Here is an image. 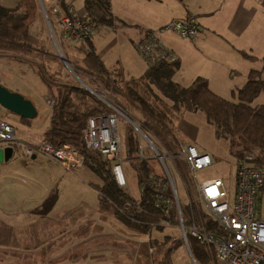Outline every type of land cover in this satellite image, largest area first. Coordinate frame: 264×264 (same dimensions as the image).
<instances>
[{"label":"rangeland","instance_id":"1","mask_svg":"<svg viewBox=\"0 0 264 264\" xmlns=\"http://www.w3.org/2000/svg\"><path fill=\"white\" fill-rule=\"evenodd\" d=\"M42 1L46 7L49 8L51 6V4H48L51 0H32L33 3L29 5L28 9L22 7L20 13L23 14L25 10L33 12L35 9L37 13L39 12L38 16H42L46 23V17L41 5ZM84 1L74 0L72 4L76 9H80ZM119 3L116 0V5ZM262 6L264 7L263 4ZM122 11L138 18L149 15L142 11L139 13L138 10L130 11L128 7ZM132 23L133 21H130L129 25ZM116 25L118 28L125 27L123 22L120 21H117ZM258 25V28L256 26L253 27L248 34V39H253L254 44H250L248 39L243 40V42L247 43V53L251 56H256V59L245 60L238 57V55L232 54L231 56L225 55V60L221 53L216 54L215 59L218 62L235 67L232 75L231 72H211V69H209V72L205 70L204 66L191 63V60L188 65L182 66L178 76L175 77L176 81L174 78L173 81L175 83L178 82L182 88H187L190 86L189 83H192L198 77L205 78V76H208L212 80L211 90L220 97L231 100L232 93L245 86L248 82L251 71L260 72L264 79V14L263 21H259ZM33 26L36 27V25ZM128 28L132 27L128 26ZM39 30L42 31L41 28L35 29V35H40ZM170 33L172 32L165 35L166 40L169 39V41L176 43L183 39L181 37L180 39L177 34ZM38 39L49 49L51 56L40 54V51L0 54V81L12 88H18L22 92H25L27 88H33L39 92L40 97V91L44 87L39 81L40 78L38 79L34 73L38 72L52 86L51 90L55 96L64 86H79L90 92L94 96V101L99 100L102 102L99 96L109 102L110 99L114 100L113 103L128 111L135 122H144V124L146 121L149 122L152 125L154 136H165L163 133L162 135L157 133L160 130V125L151 122L145 112H143L144 110L140 104L134 99L124 98L116 92L106 95V92L110 91V89H107V87L105 89V86L102 87V85L98 87V84L93 85L89 81L90 76L85 70L87 65L84 62L85 49L82 48V43L63 41L61 43L57 37L56 39L52 37L49 29L46 37H38ZM92 39L97 52V48L103 51L105 48L110 47L112 41L117 40L118 36L115 31L102 28L95 33ZM209 39L219 40L220 38L209 37ZM221 39L232 41L227 33L226 37ZM136 43V40H131L123 48L118 46L107 65L105 64V68L120 81L118 84H122L124 81L140 80L148 70L145 60L137 51ZM224 44L225 42L222 45ZM37 50H39L38 46ZM4 56H10V58H4ZM84 84L93 91H97L98 96L92 90H88ZM150 90L146 95V99L150 103L158 104V106L166 105L169 109L172 108V102L164 97L156 85L151 86ZM44 93L45 91L41 92L42 95ZM50 95H48L47 100L55 102L56 100ZM102 104L104 103L102 102ZM258 105H264V93L252 103L253 107H258ZM48 106L50 107L49 104ZM3 111L4 108L0 106V113ZM168 112V114L165 112V116L168 119L170 118L174 133H176V130L179 131L186 142L195 145L200 152L209 154L214 161L211 167L198 173V179L204 181L219 177L223 179L227 187L232 186L235 170L239 162L231 154L229 142L217 137L214 126L208 123L205 114L203 112H178L174 110H172V113L171 110H168ZM10 122L18 128V137L21 136L22 132L28 134L29 130L27 128L23 130L24 127H20L13 120ZM118 125L124 146L123 170L128 185L126 191L133 199L139 200L141 190L137 170L138 162H131L126 153L127 137L130 129H133V125L121 116H119ZM22 136L25 135L22 134ZM35 145L39 146V144ZM255 154L257 155V152ZM28 163L30 164L26 167V163L23 160H18L11 166H1L0 189L4 187L5 190L3 191L2 189L0 195L2 192L6 193L7 205L10 207V211L18 210V212H23L28 209H34L35 211L43 206L44 202L41 203L42 199L37 201L36 196L23 193V187L31 186L35 188L36 186L37 188L39 186L37 184H39L40 178L37 176V171L44 169L46 162L39 157L37 161H29ZM176 164L181 171L182 167L178 163ZM80 171V176H78L83 181H86L85 187L80 183H76V185L73 183L72 185L74 186H68L66 191L61 185V188L51 192L50 196L54 197L55 203L48 213H20L14 216L22 220L13 221L4 217L3 213L0 212V234L3 228L2 223L12 227L11 232H4L2 234L4 237L0 236V264H171L169 261L171 257L173 264H195L188 247H185L184 244L175 251L173 256L170 257L169 252L167 253L169 249L174 250L179 245L174 242L180 237V232L175 226L165 227L163 231L153 229L151 236L160 240L159 244L163 247L154 248L155 251L152 257L147 254V247L144 246L147 243L142 241L146 237L143 235L139 236L143 233L136 231L134 228L126 227L123 225L124 223L122 224V221L119 222L120 219L115 214L111 204L103 200L92 188L93 186H96L97 189L101 187L103 184L101 179L88 167ZM176 183L180 191L181 200L184 202L181 180L177 175ZM93 206L104 210L105 213H101V216L105 220L94 221L90 224H85L79 219L75 220V222L70 220V216L74 213L78 211L86 212L89 209H93ZM258 210L264 219V198L262 200L259 199ZM184 213L185 215L190 214L185 208ZM199 221L207 223L202 215L199 216ZM208 225L209 229H215L214 225L209 223ZM167 236L171 237L167 239ZM1 240H7L8 243H1ZM166 241L167 243L164 245L163 243ZM206 252L210 261L217 262L213 250L206 248Z\"/></svg>","mask_w":264,"mask_h":264},{"label":"built area","instance_id":"2","mask_svg":"<svg viewBox=\"0 0 264 264\" xmlns=\"http://www.w3.org/2000/svg\"><path fill=\"white\" fill-rule=\"evenodd\" d=\"M41 5L51 35L55 39L57 37L59 42L84 43L100 28L94 15L84 10L78 11L73 4L63 5L60 0H55L49 8L43 1ZM166 32L195 41L201 29L196 16L189 15L146 33L136 48L150 68L163 62L174 64L179 60L161 40V34ZM98 87H101L99 82ZM114 92L110 90L106 95ZM99 98L108 111L87 120L83 130L84 144L87 150L99 153L104 160L111 162L119 187L126 189L128 186L123 170L124 146L118 125L121 116L133 125L137 134L138 151L135 157L130 158L126 147L128 158L131 162L145 161L151 166L152 172L140 190L151 189L154 193V207L164 216L161 226L172 227L175 219L183 243L190 248L189 239L196 240L213 250L220 264H264V222L258 214V201L264 189V166L254 164L252 155L239 162L235 195L230 201L221 179L200 181L197 177L199 172L214 164L211 156L200 152L195 145L181 142L177 136L171 140L154 136L145 129L144 122L132 120L129 112L115 105L114 100L110 99L109 102L101 96ZM48 104L54 106L53 101L48 100ZM22 146L28 159L38 154L44 155L70 172L84 167V155L71 142H42L39 146H26L18 140L15 127L0 119V149L11 147L16 152ZM176 163L182 167L181 171ZM176 175L181 180L184 202L180 197ZM184 208L190 212L189 215H185ZM200 215L207 223L199 221ZM208 223L214 225L215 229H209ZM142 235L146 237L142 241L150 243V234L139 236Z\"/></svg>","mask_w":264,"mask_h":264},{"label":"trees","instance_id":"3","mask_svg":"<svg viewBox=\"0 0 264 264\" xmlns=\"http://www.w3.org/2000/svg\"><path fill=\"white\" fill-rule=\"evenodd\" d=\"M60 1L65 5V0ZM260 1L264 5V0ZM32 3V0H24L22 7L28 9ZM84 3L83 10L94 15L100 26H113L111 0H85ZM36 15L35 9L33 12L25 10L22 14L19 9H6L0 5V54L40 51V54L45 55V46L31 33V26ZM91 40L92 38H89L82 44V48L85 49L84 62L87 65L85 70L90 76L89 81L93 85H97L99 82L100 86H105V89L107 87V89L115 90L124 98L134 99L140 104L150 121L160 125V130L157 133H161V135L163 133L166 138H172L175 134L170 118L165 116V112L169 113L168 110H171V113L172 110L203 112L208 123L214 126L217 137L229 142L230 152L238 162L249 155H255L253 163L264 166V105L252 106V103L264 93V79L260 72L251 71L248 82L232 93L231 100L215 94L210 89L208 80L202 77L197 78L187 88H182L175 83L173 78L180 68L179 61L174 64L163 62L153 68L149 67L140 80L124 81L122 84H118L120 81L105 68L91 44ZM37 46L39 50H37ZM243 56L250 60L256 59L246 53H243ZM42 79L49 89L50 96L56 100L52 107L51 127L45 135V142L58 144L60 141H68L82 152L85 158L84 166L94 172L103 183L97 189L100 196L111 204L120 221L140 233L150 234V243L144 244V246L147 247V254L152 257L154 248L163 247L159 244L160 240L151 236L152 230H165V227L161 226L164 216L154 207V193L151 189H145V191H141L139 200L133 199L126 189L117 184L111 162L103 160L99 153L87 150L84 144L83 130L87 120L90 117L106 113L107 107L99 100L94 101V96L79 86H64L55 96L47 79L45 77ZM153 85H156L164 97L172 102L171 109L166 105L152 104L146 99V95L151 91L150 87ZM144 127L147 131L154 133L149 122L146 121ZM127 149L129 157H135L138 143L134 128H131L128 133ZM137 162L139 186L142 187L149 178L152 169L148 162L139 160ZM54 203V197H48L38 212L48 213ZM43 207L47 208L43 209ZM176 223L177 221L174 219L173 226L176 227ZM2 226L0 236L4 232H11V226L5 223H2ZM170 237L167 236V239ZM174 242L179 245L174 250L167 251L170 257L184 244L181 237ZM1 243H8V241L1 240ZM166 243L167 241L163 244ZM189 245L198 264L210 262L205 246L194 239H189ZM169 261L173 264L172 257Z\"/></svg>","mask_w":264,"mask_h":264},{"label":"crops","instance_id":"4","mask_svg":"<svg viewBox=\"0 0 264 264\" xmlns=\"http://www.w3.org/2000/svg\"><path fill=\"white\" fill-rule=\"evenodd\" d=\"M54 1L55 0H51L49 1L48 4H53ZM117 1L120 2L118 5H116V0H112L111 2V9H112L113 20H114L113 26L108 27V26L103 25V26H100L98 30L100 31V29L102 28L106 30L110 29L111 31H115L118 36L117 40L112 41L110 47L105 48L103 51H100L97 48L98 53L97 52L96 53L98 54L99 58L104 63V65L105 64L107 65V62L109 61L112 54L114 53V50L118 46L120 48H123L124 45L131 40H136L138 43L145 36L146 33L154 31V30H159L172 20H183L189 15L196 16V18L198 19L199 25H200V29H202L201 30L202 32L197 40L195 41L184 40V39H181L177 35L181 40L175 43L174 41H169V39L166 40L165 35H167V33L169 32H166L165 34L164 33L161 34V40L163 44L167 48L171 49L179 58L178 61L180 63V68L176 72L174 79L176 76H178V73L180 72L182 66L188 65L189 61L191 60H192L191 63H197L199 64V66H204L205 70L207 71L211 69V72L212 71L213 72H218V71L219 72H231V75H232V72L235 71L234 70L235 67H232L231 65L223 64L222 62H218L215 59L216 54L221 53L222 57L225 60H226L225 55L231 56L232 54L238 55V57H241L242 59L247 60V58L243 56V53L248 54L246 51L248 50L247 49L248 47L246 46L247 43L243 42V40L248 39V34L250 30H252L253 27L255 26L257 28L259 27L258 22L263 21V14H264L263 12L264 7L262 6V3L260 2V0H151V1H148V0H117ZM23 2L24 0H0V5L6 9L21 10ZM65 3L72 4L73 2L70 0H65ZM84 7H85V3L83 2V5L80 7V9L77 8V10L83 11ZM127 7L130 9V11L138 10L139 13L142 11L149 15L145 17H141V18H138L134 15H128L125 11H122L126 9ZM38 14L39 12L37 13L35 21L31 26V33L36 39H38V37H46L48 33V29H49L47 26L48 25L47 19L45 18L46 23H47L46 24L44 18L42 16H38ZM117 21L123 22L125 27L118 28L116 25ZM130 21H133L131 25H129ZM33 25H36V27H34ZM128 26H131L132 28H128ZM37 28L42 29V31L39 30L40 35H35V29ZM226 33L232 39V41L221 39L222 37H226ZM209 37H213V38L219 37L220 39L219 40H216V39L208 40ZM92 40H91V44L94 47V43L92 42ZM248 40H250V44H254L252 41L253 39H248ZM63 42H66V41H63ZM223 42H225L224 44L225 47L224 45H222ZM137 43H136V46H137ZM252 47L253 45L251 46V49ZM45 49H46L45 55L51 56L50 51L49 49L46 48V46H45ZM67 56H68V53H67ZM5 57L10 58V56H4V58ZM253 57L256 58V56H253ZM34 73L37 75L38 79L40 78L39 81L44 87V89L42 88V91H40L41 98L39 97V92L33 88L31 89L27 88L25 92L24 91L22 92L20 91V89L12 88L9 85L5 84L3 81H0V85L8 88L12 92L20 93L26 99L30 100L38 111V116L33 120L21 118L7 110H4L2 113H0L1 120H6L10 124H12L10 121L13 120L14 123H17L20 127L22 128L24 127L23 130H25V128L29 130L28 134H26L25 132H22V134L25 136H22L21 134V136L18 137V133H17L18 128H16V126L12 124L16 129V135H17L18 140L20 141V143L26 146L30 144L35 145V144H41L42 142H45L46 140L45 135L51 127V119L53 115L52 107L51 106L49 107L47 104L49 89L47 85L45 84V82L43 81V79L41 78V76L38 74V72H34ZM205 79L208 80L209 86L211 87L212 85L211 78L208 76L207 77L205 76ZM194 81H192V83ZM192 83H189V85H191ZM43 91H45V93L42 95L41 92ZM258 106H261V105H258ZM181 127L183 128V126ZM174 136H177L178 138H180L179 140L181 142H184L186 144L188 143L186 142L185 138L179 133V131L176 130V133L174 134ZM15 156L16 158H14ZM39 157L46 162V166L44 167V169H41V171H37V176L40 178L39 184H37L39 186L37 188L36 186L35 188L31 186L23 187V190H24L23 193L30 194V196H36L37 201L42 199L41 201L42 203L46 201L45 200L46 198L50 197L51 192L55 191L57 188H61V185H63L64 191H66V189L68 190V186H71L73 183L75 185L76 183L78 184L80 183L85 187L86 181H83L79 177L80 172H81L80 170L84 169L85 166L75 172H70V171H67L59 163L47 158L44 155L38 154L34 156L33 158L28 159L24 152V146H22L20 150H17L16 152H14L13 157L10 158L8 161L0 163V169H2L1 166L3 167L11 166L13 163H15V161H18V160H23L26 163V167H28L30 164L28 163L29 161H37ZM236 172H237V168L235 170V175L233 178V185L229 186L230 188L227 187V184L223 181L222 178H219V177L212 178V179H221L223 181L226 190H228L230 201H233L234 195H235ZM92 188H94L96 193L100 196L97 190V187L93 186ZM2 189L3 191L5 190L4 187ZM2 189H0V192L2 191ZM64 191L62 190L63 193ZM263 198H264V189L261 192L259 199L262 200ZM39 209L35 211L34 209L32 210L28 209L23 212H18V210L10 211L11 209L7 205L6 193L2 192L0 195V212L3 213V216L8 218L9 220H13V221L20 220L21 221L22 219L15 218L14 215L17 216L18 214L25 213V212L27 213L29 212L30 214H39L41 213V212H38ZM101 213H105L103 209H98V207L93 206V209H89L86 212L78 211L77 213H74L72 216H70V220L75 222V220L79 219L85 224H88V223L90 224L94 221L105 220V219H102L103 217L101 216ZM78 214H81V215L77 216ZM258 214H259V218L264 222V219L259 213V210H258ZM90 216H92L93 218ZM119 222L121 221L119 220ZM190 250L189 252L192 256L193 254ZM208 264H220V263L215 262V261H210Z\"/></svg>","mask_w":264,"mask_h":264},{"label":"water","instance_id":"5","mask_svg":"<svg viewBox=\"0 0 264 264\" xmlns=\"http://www.w3.org/2000/svg\"><path fill=\"white\" fill-rule=\"evenodd\" d=\"M0 106L4 110L24 119L33 120L38 116V111L30 100L20 93L10 91L2 85H0ZM13 155L14 150L11 147L0 149V163L8 161ZM184 245L186 246L185 243ZM192 260L197 264L194 257H192Z\"/></svg>","mask_w":264,"mask_h":264}]
</instances>
